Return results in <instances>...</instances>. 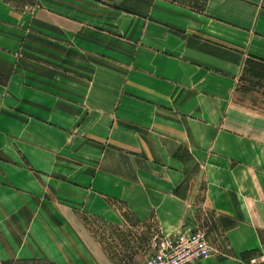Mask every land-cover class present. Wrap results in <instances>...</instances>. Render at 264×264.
Segmentation results:
<instances>
[{"label": "crops", "instance_id": "crops-1", "mask_svg": "<svg viewBox=\"0 0 264 264\" xmlns=\"http://www.w3.org/2000/svg\"><path fill=\"white\" fill-rule=\"evenodd\" d=\"M191 4L121 13L118 34L103 37L122 57L98 64L80 60L98 53L80 10L0 0V264H68L56 227L99 264L74 208L119 222L114 201L178 230L198 191L223 245L193 264L264 254V111L238 100L245 72L264 70V0ZM62 53L78 59L58 63ZM7 112L19 127L3 126ZM34 155L59 176L42 177Z\"/></svg>", "mask_w": 264, "mask_h": 264}, {"label": "rangeland", "instance_id": "rangeland-1", "mask_svg": "<svg viewBox=\"0 0 264 264\" xmlns=\"http://www.w3.org/2000/svg\"><path fill=\"white\" fill-rule=\"evenodd\" d=\"M28 1L30 6L35 7V9L37 7L44 12H47L45 11V7L60 8L67 13H74V11L79 12L80 10L82 15L80 25L83 34V43L89 44V42H84L89 40V35H86L85 30L89 31L93 29L98 34L96 40L92 35V41H96L98 45V53L95 55L96 58L90 60V57L81 54L80 60L82 62H98V64H102L106 60L109 61L110 57L113 56L115 60L118 61L122 57V45L118 43V39L115 38L113 47L114 52L110 55L109 51L106 53L105 48L110 45L111 40L103 37V34L105 35L106 32L118 34V30H120L122 24V22L118 20L121 13H127L129 10L136 12L138 10V5H142V9L149 5V0H43L45 2L55 1L54 4L49 3L51 6L44 5L45 7H43L42 5H37L38 0H27V2ZM57 1H59L60 4L57 5ZM176 1L189 6L192 5L191 2L193 0ZM65 18L67 19L68 16H65ZM125 52V57H128V51L126 50ZM60 56L59 59H56L58 63L61 62L60 60L69 61L74 58L76 60L78 59L74 53H62ZM63 57H66V59H63ZM256 70H258L257 73L250 70L245 72L242 83L239 85L238 100L243 105L264 111V70ZM57 76L62 77L60 73H58ZM0 82L3 83V80L0 79ZM53 87L55 89L58 87L57 82L53 84ZM16 112L20 113L18 110ZM1 119L3 126L8 129L11 124L19 127L22 123L20 118H13L10 116V112L4 114ZM35 135L38 134L35 133ZM36 141H38V138L35 136V142ZM20 160L22 162L18 161L20 165L17 164V166L22 171H28L29 163H26L23 159ZM32 162L34 166L39 168L40 171L38 173L42 175V177L59 176L58 166L52 162L49 167L44 166L42 163L43 161L40 159V155H34ZM20 170L16 168L12 169L13 172L17 173H19ZM201 198L202 193L198 191L191 206H189L188 203L187 212L183 215V225L178 230L174 229L172 226L162 230L157 221L153 222L154 219L152 217L139 216L127 205L114 201L111 202V204L118 212L119 222H109L101 218L92 217L87 215L81 208H74L72 211L75 217L79 219L82 226L80 228L81 234L88 243L91 252L99 264H143L157 249L162 240L183 233H201L211 245L213 249L212 252H215L218 247L223 245V234L221 235V231L216 226L217 218L213 213L202 206ZM1 200L3 205H9L8 197L2 195ZM56 228L50 230L55 242L59 244L61 249L66 253L64 255L71 258L67 263L90 264L89 261H83L79 258L80 252L77 246L72 245L71 239L65 240L64 235L60 234L59 229ZM94 245L97 246V250H95ZM50 254L54 256L52 252H50ZM95 262L92 261V264Z\"/></svg>", "mask_w": 264, "mask_h": 264}, {"label": "built area", "instance_id": "built-area-1", "mask_svg": "<svg viewBox=\"0 0 264 264\" xmlns=\"http://www.w3.org/2000/svg\"><path fill=\"white\" fill-rule=\"evenodd\" d=\"M212 251L204 235L188 232L162 240L143 264H193L209 258ZM243 264H264V254L252 256Z\"/></svg>", "mask_w": 264, "mask_h": 264}]
</instances>
